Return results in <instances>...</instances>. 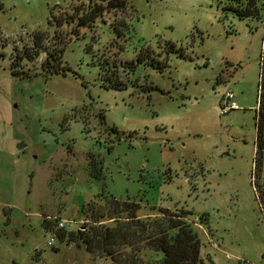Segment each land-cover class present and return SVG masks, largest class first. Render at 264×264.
<instances>
[{
  "label": "rangeland",
  "instance_id": "rangeland-1",
  "mask_svg": "<svg viewBox=\"0 0 264 264\" xmlns=\"http://www.w3.org/2000/svg\"><path fill=\"white\" fill-rule=\"evenodd\" d=\"M125 1L89 27L76 25L89 0H0V264H111L58 236L49 246L42 226L83 230L80 206L97 195L137 203L139 218L189 211L201 257L264 264V0L256 17L228 0ZM36 31L63 45L65 70L42 74L44 53L17 62ZM226 92L237 109L220 115Z\"/></svg>",
  "mask_w": 264,
  "mask_h": 264
},
{
  "label": "trees",
  "instance_id": "trees-1",
  "mask_svg": "<svg viewBox=\"0 0 264 264\" xmlns=\"http://www.w3.org/2000/svg\"><path fill=\"white\" fill-rule=\"evenodd\" d=\"M228 0L235 6H229L239 17H256L259 14V0ZM125 0H89L87 9L76 15V25L91 26L95 19L101 18L106 11H117L124 14L131 10ZM81 12V10H80ZM69 22L74 18L70 17ZM59 26L58 20H56ZM63 23H66L64 20ZM63 23H60L63 24ZM128 29L127 25L126 28ZM117 32V29L115 28ZM118 35V32H117ZM32 47L25 48L22 56L16 54L15 59L34 60L41 53L45 54L40 63L39 70L45 76L58 74L66 69L62 64V46L47 48L43 45L44 32L36 31L32 34ZM175 51L173 44H168L166 52ZM146 52L148 50L146 49ZM148 57V53H138L135 60ZM15 65V64H14ZM13 66V65H12ZM133 68V62L129 64ZM13 75L19 73L12 71ZM22 76H30L29 73L21 72ZM106 82L102 86L106 89H125L127 82H121L117 76L105 75ZM257 114L255 117V158H260L264 133V56L261 58L258 94ZM99 196L103 197L102 204ZM80 215L90 220V225L83 230L55 231L58 220L49 221L42 219V226L55 232L56 237L68 243H74L78 248L83 247L91 256L106 258L111 264H213L208 258L200 255L201 242L193 227L188 222L189 211H170L158 209V215L139 218L137 212L139 205L131 201H119L113 197L105 198L97 195L94 200L80 206ZM104 221H111L112 225H106Z\"/></svg>",
  "mask_w": 264,
  "mask_h": 264
},
{
  "label": "built area",
  "instance_id": "built-area-1",
  "mask_svg": "<svg viewBox=\"0 0 264 264\" xmlns=\"http://www.w3.org/2000/svg\"><path fill=\"white\" fill-rule=\"evenodd\" d=\"M219 114L220 115H225L228 114L229 112L237 109L236 102L234 101V95L231 92H226L220 101L219 105ZM67 222H64L62 220H58L56 223L55 231L57 230H63L67 226ZM56 233L55 232H50V239L48 240L47 244L49 246H52V244L56 241Z\"/></svg>",
  "mask_w": 264,
  "mask_h": 264
}]
</instances>
